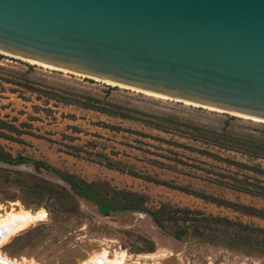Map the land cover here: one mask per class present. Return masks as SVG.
I'll return each mask as SVG.
<instances>
[{"label":"rangeland","instance_id":"rangeland-1","mask_svg":"<svg viewBox=\"0 0 264 264\" xmlns=\"http://www.w3.org/2000/svg\"><path fill=\"white\" fill-rule=\"evenodd\" d=\"M24 73L36 88L85 92L145 114L171 117L181 123L232 135L264 139L262 123L243 121L240 116H222L216 110L115 87L0 53V78L22 84ZM11 89L16 93L9 92ZM44 100L42 97L37 100L36 94L21 87L0 81V119L32 134L22 135V143L0 139V145L13 156L41 160L87 182H107L113 188L142 194L147 198L145 207L148 210L167 204L264 227V219L241 214L98 163L105 162L103 156H107L127 168L172 186L264 208L263 199L208 182L209 178H215L216 172H236L234 167L173 144L206 150L224 158L259 165L263 169L264 160H252L235 152L217 149L182 137L177 132L164 133L147 127L141 121L108 117L62 104L53 107L52 101L46 105ZM100 122L123 130L102 127ZM70 146L81 148V158L67 153L73 152ZM155 161L166 164L167 168L155 165ZM20 177L26 180L36 177L67 188L52 173H35L28 165L0 163V220L15 212L27 211L33 216L42 214L20 231H14L13 224L0 225V233L4 231L0 237V258L13 264H106L103 253L110 261L124 254L122 264H264L262 254L212 246L192 237L177 240L172 236L171 226L165 231L159 229L146 213L122 212L105 217L81 199H77L76 206L69 212H53L48 202L37 204L28 196L27 190L15 181Z\"/></svg>","mask_w":264,"mask_h":264},{"label":"water","instance_id":"water-1","mask_svg":"<svg viewBox=\"0 0 264 264\" xmlns=\"http://www.w3.org/2000/svg\"><path fill=\"white\" fill-rule=\"evenodd\" d=\"M0 53L264 124V0H0Z\"/></svg>","mask_w":264,"mask_h":264},{"label":"trees","instance_id":"trees-1","mask_svg":"<svg viewBox=\"0 0 264 264\" xmlns=\"http://www.w3.org/2000/svg\"><path fill=\"white\" fill-rule=\"evenodd\" d=\"M22 77V84L7 78H0V81L11 86L21 87L32 94H36L37 100H40L41 97L44 98L46 105L52 101L54 103L53 107L56 104H62L63 106H74L98 112L108 117L141 121L147 127L164 133L177 132L182 137L193 141H200L217 149L235 152L252 160H264L263 138L232 135L224 131L181 123L171 117L145 114L138 110L111 103L105 98L99 99L85 92L48 87L44 89L36 88L26 77V73ZM9 92L16 93V90L11 89ZM141 117H145L147 120H142ZM24 125L21 124V126ZM99 125L112 130H123L117 126H110L103 122H100ZM22 135L32 134L19 130L17 126L0 119V139L22 143L20 138ZM173 145L195 151L214 161L236 169V172L228 171L226 174L216 172L214 174L215 178L208 179L209 183L264 200V180L260 178H264V169L261 166L224 158L206 150H196L183 144L175 143ZM70 148L73 152H67L69 155L81 158L80 147L70 146ZM103 157H105V162L98 163L108 169L179 190L185 194L232 209L247 216L264 219V208L235 203L203 192L188 190L182 186H172L166 181L156 180L149 175H143L134 169L127 168L120 161L112 160L107 156ZM0 163L13 166L28 165L35 173L41 171L52 173L65 183L67 188L52 182L40 180L36 177H31L28 180L20 177L15 180L19 186L27 190L28 196L37 204L44 201L48 202L53 212H69L76 206L77 199H81L90 203L100 215L105 217L122 212L146 213L159 229L165 231L167 227L171 226L173 228L172 236L177 240L192 237L212 246H222L229 250L264 255V227L235 221L224 216L206 214L200 210L171 207L167 204H162L155 210H148L145 207L147 198L142 194L113 188L107 182H87L75 174L61 172L44 161L25 156H13L1 145ZM154 163L161 168H167L166 164L161 162L155 161Z\"/></svg>","mask_w":264,"mask_h":264},{"label":"bare ground","instance_id":"bare-ground-1","mask_svg":"<svg viewBox=\"0 0 264 264\" xmlns=\"http://www.w3.org/2000/svg\"><path fill=\"white\" fill-rule=\"evenodd\" d=\"M45 66V65H43ZM48 67V66H47ZM145 93V92H144ZM151 96H156V97H160L157 95H153L150 93H145ZM160 98H164V97H160ZM42 216V214L37 213L36 215H32L29 212L25 211L24 213H20V212H15L13 213H9L6 218H4L3 220H0V225H4V226H9L13 224L14 227V231H20L22 229H24L32 220H35L37 218H39V216ZM38 220V219H37ZM7 239V238H6ZM5 240L1 241V243H4ZM103 260L106 264H122L123 261V257H125L124 254H122L121 256L119 255V257L117 259H114L113 261L107 260V256L106 253H103ZM3 260V259H2Z\"/></svg>","mask_w":264,"mask_h":264},{"label":"crops","instance_id":"crops-1","mask_svg":"<svg viewBox=\"0 0 264 264\" xmlns=\"http://www.w3.org/2000/svg\"><path fill=\"white\" fill-rule=\"evenodd\" d=\"M3 261H6V262H8V263L13 264V262H10V261H8V260H6V259H3Z\"/></svg>","mask_w":264,"mask_h":264}]
</instances>
